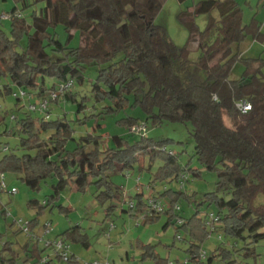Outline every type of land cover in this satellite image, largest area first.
<instances>
[{"label": "trees", "instance_id": "obj_1", "mask_svg": "<svg viewBox=\"0 0 264 264\" xmlns=\"http://www.w3.org/2000/svg\"><path fill=\"white\" fill-rule=\"evenodd\" d=\"M14 2L21 3L22 8L39 3L42 6L33 9L27 21L16 15L14 5L9 12L10 35L0 28V98L10 96L14 100L9 109L0 110V139L10 134L14 140L0 141V172L18 175L31 189H38L47 178H55L50 197L29 205L40 212L51 207L66 186L84 190L89 184L95 185L94 195L100 202L119 200L118 189L112 187V173L130 169L140 157H148L150 165L157 159L160 163L147 186L152 198L164 200L167 205L161 211L153 210L147 203L148 195L143 199L139 192L135 194L136 202L125 211L144 224L164 214V228L182 220L178 225L189 236L188 264H241L238 257H253L254 245L264 239V60L242 55L240 44L247 35L262 39L255 15L243 23L236 0H199L192 11L178 15L180 19L189 17L185 22L187 41L178 46L163 26L154 23L161 0ZM213 9L218 11V18L210 17L199 29L193 14ZM58 23L68 32L67 41L72 31L78 32L77 46L57 38L52 29ZM23 35L26 43L18 49ZM190 43L198 51L195 59L189 58ZM237 62L242 63L243 70L239 77L231 78ZM86 78L91 82L94 103L100 105V111L92 116L139 106L154 124L167 119L191 125L194 156L203 168L216 173L215 189L204 193L197 205L207 204L214 209L202 218L198 207L187 219L176 212L174 205L180 196L190 203L185 182L199 177L200 170L182 165L177 154L165 148L169 139L148 137L147 126L143 133L130 131L133 125H146L141 119L128 116L119 120L130 133L139 136L133 142L113 135L112 144L103 145L101 135L94 132L74 138L72 121L80 119L76 115L71 120L65 110L66 105L73 106L77 113L85 108L84 101L77 99L74 85L75 81L84 84ZM68 80L73 81L72 86L51 98L49 91ZM20 90L24 96H20ZM44 99L48 104L41 111L38 102ZM239 100L249 102L251 109L237 110L235 103ZM30 104L35 108H29ZM61 108L65 110L61 112ZM70 140L74 146L68 149ZM181 175L186 178L181 179ZM156 180H175L178 187L183 185L176 191L165 188L154 195L151 184ZM211 212L216 220L209 228L205 220ZM37 223L35 217L29 222L30 228ZM214 231L219 232V238L223 235L234 243L231 247L219 243L206 254L201 244ZM60 236L87 246L86 234L79 225L69 227ZM28 241L23 246L26 260L35 264L43 249L37 241L30 242L28 249ZM237 241L242 245L237 246ZM141 247L143 257L159 259L153 256L150 244ZM18 256L8 242L0 249L1 263H12ZM155 263L169 264L166 260ZM66 264L81 262L70 251Z\"/></svg>", "mask_w": 264, "mask_h": 264}, {"label": "rangeland", "instance_id": "obj_2", "mask_svg": "<svg viewBox=\"0 0 264 264\" xmlns=\"http://www.w3.org/2000/svg\"><path fill=\"white\" fill-rule=\"evenodd\" d=\"M197 1L199 0H161L160 2L154 23L163 26L167 30L170 39L178 46H182L187 41L188 29L185 22L189 19L188 16H183L180 19L178 15L185 10L187 12L192 11L194 3ZM236 1L242 10V22L248 23L251 17L255 15L261 21L260 30L263 34L262 39H254L251 35H247L240 44V50L244 53V56H261L264 60L263 2L262 0ZM14 5L18 9V13L29 21L31 11L33 9L38 10L42 3L22 8L21 3H15L14 0H0V28L8 35H10V19L2 18L1 14L9 13ZM218 16L216 9L206 13L193 14L194 22L199 29H203L207 25L210 17L217 19ZM52 30L55 31L61 42H67L71 47L79 44V34L76 31L71 32L72 35L67 41L68 32L61 23L56 24ZM93 34L95 35L96 32ZM25 43L26 35H23L18 49H21L20 47L24 46ZM189 45L191 48L189 58L195 59L198 51L193 43ZM242 70V63H235L230 77H239ZM90 76L92 78V74ZM90 83L86 78L84 84L79 85L75 81L74 85V89L77 91V99L84 101L85 108L78 113L73 106L68 107L66 105V110L64 109L66 116L71 120L76 115L80 119V121H72L75 127L74 138L86 132H94V134L101 135L103 145H111L110 138L113 135H119L133 142L139 136L130 133L128 127L121 125L119 120L128 116L141 119L146 123V135L148 137L153 140L169 139L164 143L165 148L176 153L182 165L188 164L190 168L200 170L199 177L189 178V181L185 182V190L187 194L191 195L189 198L190 203L186 197L180 196L177 200L179 208L176 212L187 219L198 207L199 216L202 218L206 211L214 209L213 206L209 207L207 204L197 205L202 200L204 193L215 189L216 173L203 168L194 156V141L190 134L191 125L167 119L162 120L159 124H154L139 106H128L115 112L92 116V113L97 114L100 111V105L95 104L93 101ZM13 102L14 100L10 96L4 99L0 98L2 107L0 110L9 109L11 105L13 106ZM64 110L61 108V112ZM225 122L229 124L226 117ZM5 136L0 141L7 139L10 143H13L14 140L10 134H5ZM73 146L74 141H68L67 148L71 149ZM159 163L160 160L156 159L150 165L148 157H140L130 169H116L111 175V181L112 187L117 188L119 191V200L113 198L100 202L94 195L96 189L94 184H89L84 190H77L74 186H66L61 190L59 198L53 205L41 209L40 212L36 211L35 205H29V203L34 201L41 203L43 200L48 199L52 194L50 185L55 182V178H47L41 181L38 189H31L18 175L4 172L7 189L0 191V249H2L5 242H8L13 250L19 253L18 258L9 264H34L33 260H26L27 252L23 246L29 239L28 249H30L31 243H34L35 240L30 239L29 235L20 229V225L15 220L21 219L23 223H26L35 217H37L38 223L31 228V231L41 235L42 240L37 241L39 248L43 249L41 255L52 252L50 247H44L45 240L51 241L69 227L79 225L86 234L87 246L71 240H68V242L70 251L81 264H91L94 260H107L110 264H156V260H160V262L166 260L169 264H183L184 261H188L189 236L182 227H179L176 220L164 228L166 220L164 214L153 222L144 224L140 218L135 219L125 211L130 207L129 200L136 202V193L142 192L143 199L147 197L150 191L147 185L152 180V173L155 172ZM151 185L154 189V195L159 194L165 188H170L172 191L179 188L175 180H156ZM12 187L16 188V192L10 194L7 190ZM106 212L109 215H106ZM47 222L50 223V231L43 234V227ZM110 224L113 225L111 229H109ZM218 234L217 231L212 232L201 244V248L206 254L219 243H225L229 247L234 243V240L223 235L219 238ZM141 244H150L153 256L159 259L151 256L143 257ZM236 244L241 246L242 242L237 241ZM254 246L255 255L253 257L237 258L241 264H264V239L258 241ZM2 253V255L7 256L6 252L2 251ZM51 258L50 264H66V261L62 258L54 255H51ZM0 264L8 263L0 262ZM35 264L44 263L38 261Z\"/></svg>", "mask_w": 264, "mask_h": 264}, {"label": "built area", "instance_id": "obj_3", "mask_svg": "<svg viewBox=\"0 0 264 264\" xmlns=\"http://www.w3.org/2000/svg\"><path fill=\"white\" fill-rule=\"evenodd\" d=\"M263 5H264V0H262ZM2 18H10V14L6 13V14H1ZM17 16H21L20 13H16ZM73 81L72 80H68L66 82H62V83H58L57 87L55 90H50L49 91V95L51 98L55 99L61 92H63L64 90H67L68 88H70L72 86ZM20 96H24L25 92L23 91H19ZM38 108L41 111H44L47 107V100H41L38 102ZM36 105L34 104H30L28 107L34 109ZM235 107L237 108V110L241 111V112H246L247 110L251 109V104L249 102H247L246 100H239L235 103ZM13 117V116H11ZM146 130V125L144 123L138 124V125H133L130 127V131L132 132H145ZM6 147H3V150H5ZM4 172H0V191L3 189H7V184L4 180ZM186 178L185 175H181V179ZM182 183L179 184V187H182ZM8 193L13 194L16 192V188L12 187L10 189L7 190ZM133 201L129 200V206L133 205ZM147 203L150 205V207L153 210L156 211H161L163 210V208L167 205L166 202L164 200H160V199H154L150 196V192L148 194L147 197ZM174 207L177 209L179 208V206L177 204L174 205ZM216 220V217L214 216V214L211 212L207 215L205 223L209 228H212V221ZM19 225H20V229L23 230L24 232H26L30 238H32L35 241H40L42 240L41 235H39L38 233L36 234L35 232L31 231L29 222L23 223L21 221V219L15 220ZM182 222V220H177V223L180 224ZM50 223L47 222L44 224L43 227V234H46L50 231V227H49ZM113 227L112 224H110L109 229H111ZM44 247H50L51 251L50 253H47L45 255H41L40 257V262L46 263L48 261H50L51 255H54L56 257L62 258L63 260L67 261L69 259L70 256V244L69 242L65 239V237L60 236V237H56L53 240H45L44 241ZM204 252L201 253V255L203 256ZM29 264V263H26ZM91 264H110L107 260L105 261H98V260H94ZM183 264H187V260L184 261Z\"/></svg>", "mask_w": 264, "mask_h": 264}, {"label": "crops", "instance_id": "obj_4", "mask_svg": "<svg viewBox=\"0 0 264 264\" xmlns=\"http://www.w3.org/2000/svg\"><path fill=\"white\" fill-rule=\"evenodd\" d=\"M256 17V16H255ZM257 20H258V18H256ZM258 22H259V24H260V26H261V21L260 20H258ZM260 29H261V27H260ZM261 31V30H260ZM262 32V31H261ZM242 55H244V53H242ZM259 57H261V56H259Z\"/></svg>", "mask_w": 264, "mask_h": 264}]
</instances>
